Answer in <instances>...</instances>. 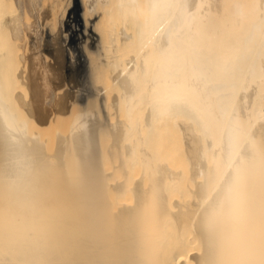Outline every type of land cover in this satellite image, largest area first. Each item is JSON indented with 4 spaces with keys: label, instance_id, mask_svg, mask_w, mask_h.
<instances>
[{
    "label": "bare ground",
    "instance_id": "obj_1",
    "mask_svg": "<svg viewBox=\"0 0 264 264\" xmlns=\"http://www.w3.org/2000/svg\"><path fill=\"white\" fill-rule=\"evenodd\" d=\"M18 11L0 264H264V0H74L42 37Z\"/></svg>",
    "mask_w": 264,
    "mask_h": 264
},
{
    "label": "rangeland",
    "instance_id": "obj_2",
    "mask_svg": "<svg viewBox=\"0 0 264 264\" xmlns=\"http://www.w3.org/2000/svg\"><path fill=\"white\" fill-rule=\"evenodd\" d=\"M29 1H30L31 5H30ZM9 2L14 7H16V6L19 7L18 13H20L22 17L25 16V18H27V17L29 18L30 21L23 17L24 21L26 23H28L30 26L34 25L35 27L33 26V28L38 27V30H39L38 32H40L39 34H41V37H42V31H41L42 28L41 27H42V22L44 21L43 18H46L45 16L50 14V12H51L50 15H52L54 13V16H56L55 18L57 20V23H59L58 27H60V24H62L66 21V19L68 18L69 14H70V11L74 8V0H33V1L32 0H9ZM27 3H28V5H27ZM58 4H60V5L58 6ZM55 8H57V9L54 11ZM39 34H38V37L40 38ZM59 59H60L61 63H65V59L63 56H60ZM63 74H64V72H61L60 70H58V71H55V75H54V78L56 77V79H54L55 84L60 85V86H58L59 89L57 91H59L60 94H62L61 95L62 97L66 95V92H64V89H63L64 83H62L63 82V77H62ZM66 81H67L68 85L71 84L70 80H66ZM97 109H98V107H97Z\"/></svg>",
    "mask_w": 264,
    "mask_h": 264
}]
</instances>
